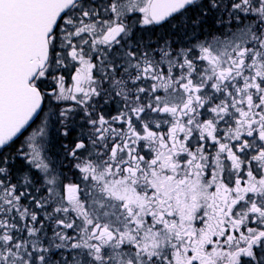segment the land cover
Returning <instances> with one entry per match:
<instances>
[{"label":"snow or ice","instance_id":"1","mask_svg":"<svg viewBox=\"0 0 264 264\" xmlns=\"http://www.w3.org/2000/svg\"><path fill=\"white\" fill-rule=\"evenodd\" d=\"M0 264H264V0H0Z\"/></svg>","mask_w":264,"mask_h":264},{"label":"flooded vegetation","instance_id":"2","mask_svg":"<svg viewBox=\"0 0 264 264\" xmlns=\"http://www.w3.org/2000/svg\"><path fill=\"white\" fill-rule=\"evenodd\" d=\"M204 27H205V29H207L208 25H205ZM166 30H167V26L160 27V28L157 29V33L158 34H163V33H165Z\"/></svg>","mask_w":264,"mask_h":264}]
</instances>
